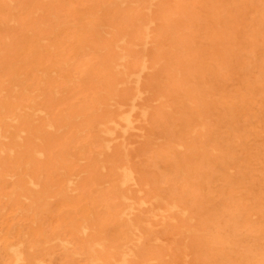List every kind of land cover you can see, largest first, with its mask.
I'll return each instance as SVG.
<instances>
[{
    "label": "bare ground",
    "instance_id": "obj_1",
    "mask_svg": "<svg viewBox=\"0 0 264 264\" xmlns=\"http://www.w3.org/2000/svg\"><path fill=\"white\" fill-rule=\"evenodd\" d=\"M169 1L104 0L101 13H83L92 32L103 30L101 24L106 32L114 28L100 23L106 14L124 19L116 42L102 59L112 71L96 76L97 86L109 83L107 75L112 81L96 91L97 108L83 110L107 139L99 152L80 154L99 155L97 161L104 155L107 165L101 168L108 173L99 182L97 171L88 168L89 180L81 185L73 173L65 179L63 187L80 190L79 194L92 187L101 212L94 217L88 209L86 216L76 219L79 224L73 231L82 237L90 234L85 250L64 239L57 238V243L64 250L70 245L77 249L72 253L84 264H264V137L256 140L264 132V62L252 55L259 48V36H264L258 25L264 22V0L256 5L254 0H216L215 12H209V0H204L205 12L194 14L189 23L167 6ZM250 4L259 8L254 23H248ZM38 9L33 5L21 13L31 16ZM0 14H7L0 15V35L5 37L0 51H5V59L14 57L16 64L0 74V154L7 151V159L14 162L20 157L33 162L42 154L36 147L37 140L45 138L42 131L54 127L49 99L42 97L47 80L57 77V67L67 62L61 50L58 60L41 58L31 67L25 63L24 68L38 75L32 87L18 65L35 46H9L8 38L14 35L4 32L18 20L11 8ZM205 27L209 30L202 31ZM202 35L211 40L212 55L194 54L177 63L189 44H201ZM39 44H45L44 37H39ZM165 66L169 68L162 70ZM163 74L173 83L168 91L158 84ZM251 74L256 76L253 82L247 79ZM230 80L234 84L229 91ZM50 90L53 96L59 94L56 85ZM252 119L259 129H251ZM5 137L10 138L8 146L2 142ZM147 154L160 162L162 175L144 174L154 164ZM190 155V162L197 163L186 166ZM196 155L199 159H193ZM142 157L145 161L137 162ZM102 183H108L114 202L104 199ZM25 184L31 195L39 196L33 179ZM111 224L114 236L108 233ZM6 249V264H45L27 261L32 246L25 238Z\"/></svg>",
    "mask_w": 264,
    "mask_h": 264
},
{
    "label": "rangeland",
    "instance_id": "obj_2",
    "mask_svg": "<svg viewBox=\"0 0 264 264\" xmlns=\"http://www.w3.org/2000/svg\"><path fill=\"white\" fill-rule=\"evenodd\" d=\"M37 1L0 0V12H4L6 8H11V11L15 13L13 14L15 19L18 20L15 23L11 22L10 26L13 28L4 32V34L14 35L13 40L11 35L8 38L9 46L22 48L26 42H31L35 46L34 52L29 50L25 53L26 56H23L25 60L18 67L26 74L27 81L32 84V87H36L38 75L30 70L35 60L41 58L58 60L59 54L63 50L67 65L57 67L58 76L51 82L47 80L49 84H46L45 94L42 96L43 99H49L48 104L51 106L49 116L54 123L52 129L42 131L45 138L37 140L36 147L42 151V154L33 162H27L25 157H20L14 162L7 159V151L0 154V264L10 263V258L6 254V246L21 238H25L26 244L32 246L29 253L30 258L27 260L29 262L43 260L45 264H84L83 258L72 253L73 250L77 249L71 248V245L76 246L78 250H85L90 234L82 237L77 235L73 228L79 224L76 219L86 216L88 209H91L93 216L97 217L98 213L101 212V204L95 200L96 196L91 191L92 187L85 188L84 192L79 194L80 190H68L63 186L66 185L65 179L72 173L76 184H85L89 180L88 168L97 171L99 182L103 181L102 177L105 178L108 173V170L101 168L102 165H107V161L103 159L105 158L104 155H101L102 159L97 161L99 155L94 156V154L89 153L82 156L80 154L82 151L99 152L102 149L103 140L107 139L98 127L93 126L86 118L83 110L88 107L97 108V101L94 100L96 91L100 88H106L112 81L111 76L107 75L109 83L102 82L101 85L97 86L96 76L98 73L108 74L112 71L109 65L102 62V59L111 51V45L116 42L119 33L117 31L123 25L124 19L121 14H106L100 23L112 24L114 28L110 32H106L107 28L101 24L103 30L98 32L97 29L92 32L86 28L84 19L87 14L83 13H96L97 11L101 13L100 2L102 3L104 0ZM203 1L170 0L167 6L172 11L178 12L177 15L184 17L187 19L185 22L189 23L194 14L205 12ZM254 1L256 5L260 0ZM33 5L39 6L37 14L29 16V14L21 13V10L28 9ZM255 5L250 4L248 8V23H254L252 17L255 10H259V8L256 9ZM207 7L209 12H215L217 1L209 0ZM0 15L5 16L7 14ZM100 15L102 14H97V16ZM137 15L134 14V16ZM255 18L258 20L256 16ZM258 25L264 32V22H260ZM83 26H85L86 31H83ZM201 30L209 29L205 27ZM1 36L0 46L5 38ZM39 37L45 38L44 45L39 44ZM80 39L82 42L77 46ZM258 41L257 53L252 55H258L264 62V36L260 35ZM11 42H14V45ZM250 42L252 44L254 38H251ZM210 43L209 37L203 36L201 44H189L188 48L185 49L186 54L179 53L181 60L177 63L187 62L194 54L212 55L213 49ZM240 48L243 51L246 50L243 45ZM248 52L251 53V47L248 48ZM12 53L15 54L16 52L12 51ZM18 53L16 55L19 57ZM4 55L5 51H0L2 66L0 74L16 68V64L13 63L14 57L9 60L5 59ZM2 58H4V62L1 61ZM28 62H30V67L26 69L24 64ZM12 64H14L13 67ZM168 68L169 66H165L162 70ZM165 74L159 77L158 84L168 91L172 88L173 83L170 77ZM256 76L252 77L251 74L250 78L247 79L249 82H253ZM261 76H264V72L261 73ZM233 84L234 82L231 80L226 82L229 91L233 89ZM50 85L58 87L59 94L57 96H53L51 93ZM65 114L72 116V119L68 121ZM260 116L264 118V113H261ZM251 123L252 130L259 129L258 123L254 119L251 120ZM262 137H264V132H261L256 140H260ZM2 142L8 146L10 138L5 137ZM81 143H86L85 150H82ZM192 155L189 156L190 159L185 164L186 166L193 165L194 160L190 162ZM49 157L52 159L49 160ZM146 157L154 161V164L151 163L144 174H151L156 171L162 175L164 170L160 162H156L154 158L150 157V154H147ZM193 159H199V155L194 156ZM144 161L145 157L137 160L141 163ZM28 178L33 179L38 184L39 196L34 193L31 195L26 189L25 183ZM100 187L104 189L106 197L104 199L110 203L114 202L115 196L109 192L108 183H102ZM28 205L33 207L26 209ZM114 207L115 204L110 205L109 212ZM107 227L108 233L114 236L113 225ZM57 238L71 241V245L67 250H64L57 243Z\"/></svg>",
    "mask_w": 264,
    "mask_h": 264
}]
</instances>
